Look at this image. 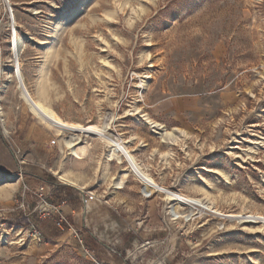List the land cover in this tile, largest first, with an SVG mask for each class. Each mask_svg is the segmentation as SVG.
I'll return each mask as SVG.
<instances>
[{
	"label": "rangeland",
	"instance_id": "1",
	"mask_svg": "<svg viewBox=\"0 0 264 264\" xmlns=\"http://www.w3.org/2000/svg\"><path fill=\"white\" fill-rule=\"evenodd\" d=\"M11 1L34 95L69 122L106 124L112 138L133 139L130 149L159 185L208 196L223 214L264 215V147L253 157L243 151L264 137V0ZM13 19L0 0V264H264L261 224L202 209L174 218L173 202L145 195L132 172L115 189L129 166L109 159L100 138L86 137L84 158L71 155L67 134L40 120L7 77ZM142 114L183 136L164 142ZM7 174L14 180L1 179ZM64 187L106 240L115 235L102 220L108 214L132 239L94 242L70 219Z\"/></svg>",
	"mask_w": 264,
	"mask_h": 264
},
{
	"label": "bare ground",
	"instance_id": "2",
	"mask_svg": "<svg viewBox=\"0 0 264 264\" xmlns=\"http://www.w3.org/2000/svg\"><path fill=\"white\" fill-rule=\"evenodd\" d=\"M7 6H9V10L11 7L12 10V16H13V23H14V29L15 34L12 42V68L13 74L7 73V77H15L18 82V87L20 88L21 95L24 98V100L29 105L30 109L32 110L35 115L42 120L44 123H46L48 126L55 128L61 136L67 134V136L63 137V140L65 142V145L69 148L70 154L75 156L76 158L82 159L85 156L89 155L91 150V143L86 139V137H92V138H100L104 142L107 143L109 147V152L107 154V157L109 159L115 158L119 162H123L124 160L127 161L129 164V167L127 169L120 170L119 174L113 178V186L115 189L122 188L124 184L127 181V178L129 177V172H134V174L143 182V192L144 193H150L154 190L164 194L165 199L168 200V202H173V204L170 206L171 210L170 213L174 218H178L181 215H185L187 218L193 215L194 209H202L203 211L209 210V211H216L219 214L225 215L226 217H231L233 219L235 218H253L249 220H243V222H251V223H259L261 224L258 226L257 229L258 232L261 230H264V215H247L244 216L243 214H223L219 212L218 210H214V204L209 202L208 196L205 198H199V197H192L185 194L177 193L175 191H171L157 183V181L153 178V176L148 173L145 168L143 167L142 163L138 160L137 156L134 154V150L130 149V143L133 139L125 141L124 139L120 138H112L107 133V129L102 125L99 124H89V125H83L76 122H69L65 119H63L49 104H47L41 97L34 95L35 93H32L30 89L27 86L26 83V76L23 72V65L21 60V55L25 51L27 46V38L24 35H20L17 29V21L16 16L14 13L13 3L11 0H4ZM12 20V19H11ZM31 38V37H30ZM33 38H31L32 40ZM36 41V40H35ZM40 46H46L49 44V42H43L39 41ZM48 51V50H47ZM150 76H144L145 79H143L139 85L140 88L145 89L147 86V81ZM2 90V87L0 88ZM138 113H141L139 107H135L134 109ZM134 111V112H135ZM141 117L149 124V126L152 128V131L159 134L160 137L163 139L164 142L167 143H173L176 142L181 135L180 132H178L177 128H173L168 130L163 124L159 123L158 121H155L150 118L148 114H142ZM255 135V134H253ZM258 136V135H257ZM254 139V138H253ZM260 140H251L248 139V148H243L242 150L245 152L246 155L253 157L254 154L258 152V150L262 147H264V137H258ZM232 149H239V146H233ZM241 149V148H240ZM237 157H241L240 155H237ZM243 157V156H242ZM219 173V172H216ZM226 176V175H225ZM65 181L76 185V182L71 176L68 174H62L60 176ZM15 175L13 174H7L3 175L1 179L6 181H12L14 180ZM169 202V203H170ZM185 208H189L190 213L186 214ZM201 212V211H200ZM216 214V213H215ZM258 219V221H257ZM262 227V228H261ZM252 228V227H251Z\"/></svg>",
	"mask_w": 264,
	"mask_h": 264
},
{
	"label": "crops",
	"instance_id": "3",
	"mask_svg": "<svg viewBox=\"0 0 264 264\" xmlns=\"http://www.w3.org/2000/svg\"><path fill=\"white\" fill-rule=\"evenodd\" d=\"M63 186V185H62ZM70 191L67 190L66 187H64V195L66 197V199L64 200V204H67L66 206H70L72 205L73 209L70 210L71 214H73V217L70 216L71 220H74L75 223L80 222V225L82 227H89V229L92 231L91 235L92 238L94 239V242L96 243H100L103 244L104 246L108 247L109 245H113V246H118L120 247L121 245L124 244V242H129L130 239H132V232H129V229L127 231V228H124L122 226V221H117V220H111L110 219V214L107 215L106 219L105 217H102L103 222H107L109 224V228L111 230L114 231V237L113 240H109V239H105L104 236L102 235L101 231H100V226H98L96 223L92 222V216L88 217V216H84L83 215V211L79 212V208L77 206V203H73L72 202V196L71 195H67V193H69ZM70 204V205H69ZM81 209V208H80ZM96 210V215L100 216L102 215V211L104 210V207L102 206H95L92 208V211ZM115 210H113V214Z\"/></svg>",
	"mask_w": 264,
	"mask_h": 264
},
{
	"label": "built area",
	"instance_id": "4",
	"mask_svg": "<svg viewBox=\"0 0 264 264\" xmlns=\"http://www.w3.org/2000/svg\"><path fill=\"white\" fill-rule=\"evenodd\" d=\"M10 12L12 13V10H11V7H10ZM125 161V160H124ZM126 163H127V161H125ZM128 164V163H127ZM128 166H129V164H128ZM132 172V171H131ZM133 174H134V172H132ZM135 175V174H134ZM136 176V175H135ZM139 179V178H138ZM141 181V180H140ZM144 185V184H143ZM156 190H154L153 189V191L152 192H150V193H148L149 195H152L154 192H155ZM147 193H145V195H146ZM250 219H253V218H250ZM65 220H66V218H65V216L64 215H61L60 217H59V221H58V224H62V223H64L65 222Z\"/></svg>",
	"mask_w": 264,
	"mask_h": 264
},
{
	"label": "trees",
	"instance_id": "5",
	"mask_svg": "<svg viewBox=\"0 0 264 264\" xmlns=\"http://www.w3.org/2000/svg\"><path fill=\"white\" fill-rule=\"evenodd\" d=\"M63 189L62 186H57L56 187V194H60V191Z\"/></svg>",
	"mask_w": 264,
	"mask_h": 264
}]
</instances>
